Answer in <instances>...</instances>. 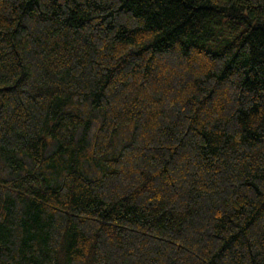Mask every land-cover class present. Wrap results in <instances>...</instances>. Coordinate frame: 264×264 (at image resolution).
Here are the masks:
<instances>
[{
    "label": "trees",
    "instance_id": "trees-1",
    "mask_svg": "<svg viewBox=\"0 0 264 264\" xmlns=\"http://www.w3.org/2000/svg\"><path fill=\"white\" fill-rule=\"evenodd\" d=\"M0 264H264V0H0Z\"/></svg>",
    "mask_w": 264,
    "mask_h": 264
}]
</instances>
